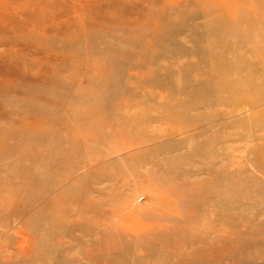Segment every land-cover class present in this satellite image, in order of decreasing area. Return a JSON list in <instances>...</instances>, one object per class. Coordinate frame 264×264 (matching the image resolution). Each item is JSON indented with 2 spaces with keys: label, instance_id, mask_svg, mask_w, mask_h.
<instances>
[{
  "label": "rangeland",
  "instance_id": "374dc122",
  "mask_svg": "<svg viewBox=\"0 0 264 264\" xmlns=\"http://www.w3.org/2000/svg\"><path fill=\"white\" fill-rule=\"evenodd\" d=\"M254 3L0 0V264H264V71L220 26Z\"/></svg>",
  "mask_w": 264,
  "mask_h": 264
},
{
  "label": "bare ground",
  "instance_id": "6f19581e",
  "mask_svg": "<svg viewBox=\"0 0 264 264\" xmlns=\"http://www.w3.org/2000/svg\"><path fill=\"white\" fill-rule=\"evenodd\" d=\"M228 1H231V0H228ZM237 1L239 2L242 0H237ZM235 3H236V1H235ZM223 21L224 22L221 23L220 26L227 30L230 37H235L237 39L242 38V39H244L246 45H249V43H252V42L255 43V45H254L255 47L252 49V53L256 54V55L258 54V56L261 60L260 66L256 67L255 70L258 73H259V71L263 72L264 71V28H262V24H264L263 1L262 0H258V1L255 0V3L253 5V7L251 8V13L245 12V11H237V10L228 11L227 14L225 15V20H223ZM242 25H245L246 28L242 27ZM230 54H232V56L236 57L237 51L234 50L233 48H231ZM237 63L239 66H245L246 65V63L245 64H241V62H237ZM225 68H228V69L232 68V65L229 63H226ZM229 71L234 73L235 75H237L233 69H230ZM219 74H223V71H221ZM209 75L210 76L206 82L210 85H213V86H215V85L217 87L219 86V91L217 92V94L219 96H221V98H222V95L226 96V98H227V99L222 98V100H221L219 97H217L216 101L222 102V103H227L229 101L234 102L235 101L234 98L236 96L235 94H238V93L242 94V98H240V100L241 99H244L245 101L247 100L248 92H247L246 86H241L239 83L236 84V81L234 79L217 77L215 75V73H211ZM224 87H225V89H227L226 90L227 94H222L223 92L220 91V90H224L223 89ZM227 95H229V96H227ZM214 101H215V97L209 96L207 98V102L197 101V103H192V104H193V106H195V108L198 106H201V104H203V107H204L206 105H210V103L211 102L213 103ZM186 109H188V108L186 107ZM46 133H47V131H45L43 133L44 134L43 136H46ZM40 140L33 141V142L38 144L40 142ZM47 149H48V151L47 152L45 151V152H46V156H47L48 161L50 163H53V164H58V158L59 157L56 153V150H53V148H51V147L50 148L48 147ZM48 153H49V155H47ZM3 176H5V175L3 174ZM33 177L41 179L44 176L41 173L37 172V173L33 174ZM27 181H28V177H25L24 180L22 182H20V184L17 188V189H19L20 192H21V190L22 191L28 190L27 188H29V187H27V185H26ZM3 197H4V195H3ZM8 197H9V195H8ZM3 204H4V200H2V202L0 203V212L2 214L4 213V212H2V209H1ZM1 217H0V224L2 223ZM37 219L39 220V216H37ZM0 230H1V228H0ZM18 231H16L15 233H17ZM30 233L31 232L29 231V227H27V222L24 221L22 223V227L20 228V232H19V234L22 237V243L20 242L21 244L20 243L18 244V252H16V254L17 253L20 254V257L27 256V254L29 253L27 250V247H25V244H26V242L29 241L27 235ZM11 241L12 240H3L2 242H0V259L5 257L4 251H6L5 249L11 243ZM8 258H9V256H8Z\"/></svg>",
  "mask_w": 264,
  "mask_h": 264
}]
</instances>
